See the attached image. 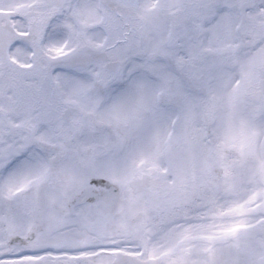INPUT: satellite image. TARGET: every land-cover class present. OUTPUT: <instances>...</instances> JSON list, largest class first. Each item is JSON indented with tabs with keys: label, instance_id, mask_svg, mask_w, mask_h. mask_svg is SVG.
<instances>
[{
	"label": "snow or ice",
	"instance_id": "6c2138e0",
	"mask_svg": "<svg viewBox=\"0 0 264 264\" xmlns=\"http://www.w3.org/2000/svg\"><path fill=\"white\" fill-rule=\"evenodd\" d=\"M0 264H264V0H0Z\"/></svg>",
	"mask_w": 264,
	"mask_h": 264
}]
</instances>
